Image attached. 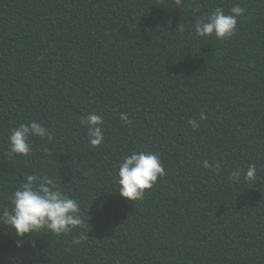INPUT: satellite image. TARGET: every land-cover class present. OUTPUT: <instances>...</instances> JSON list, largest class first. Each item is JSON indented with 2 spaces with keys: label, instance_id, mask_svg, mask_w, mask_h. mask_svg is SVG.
Masks as SVG:
<instances>
[{
  "label": "trees",
  "instance_id": "trees-1",
  "mask_svg": "<svg viewBox=\"0 0 264 264\" xmlns=\"http://www.w3.org/2000/svg\"><path fill=\"white\" fill-rule=\"evenodd\" d=\"M236 4L233 36L197 37V19ZM32 121L53 140L11 153ZM134 149L166 175L128 201L117 173ZM29 174L77 199L83 226L21 238L0 222V264H264V0H0V210Z\"/></svg>",
  "mask_w": 264,
  "mask_h": 264
},
{
  "label": "clouds",
  "instance_id": "clouds-1",
  "mask_svg": "<svg viewBox=\"0 0 264 264\" xmlns=\"http://www.w3.org/2000/svg\"><path fill=\"white\" fill-rule=\"evenodd\" d=\"M246 9L236 4L227 13L222 8H216L206 16L195 21L194 30L197 37L215 36L216 39H226L234 35L238 19L243 16ZM121 119L131 123L127 114L122 113ZM207 119L201 112L199 121L190 119L187 123L196 130L200 121ZM87 129L89 143L98 147L104 141V117L92 112L81 119ZM33 137L53 140L52 132L43 124L32 121L20 123L13 128L8 137L11 153L27 156L32 151L31 140ZM204 167H210V162L205 160ZM219 169L220 165H215ZM119 194L128 201L143 199L146 190H150L158 178L166 175L165 165L161 157L154 152L132 150L123 157L118 169ZM242 173L239 169L230 174L229 179L239 183ZM243 179L253 182L257 179V167L249 164L243 173ZM11 207L0 210V222L14 230L18 237L39 233L47 230L56 235H67L83 226L81 208L77 199L65 194L58 186L57 181L48 175L29 174L24 182L10 197ZM87 237L81 235L74 239L80 243ZM17 246H21L17 243Z\"/></svg>",
  "mask_w": 264,
  "mask_h": 264
}]
</instances>
